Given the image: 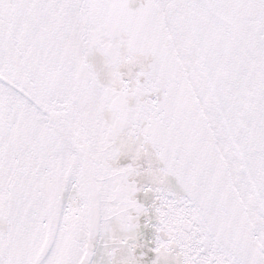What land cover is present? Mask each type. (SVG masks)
<instances>
[{"label": "snow or ice", "instance_id": "snow-or-ice-1", "mask_svg": "<svg viewBox=\"0 0 264 264\" xmlns=\"http://www.w3.org/2000/svg\"><path fill=\"white\" fill-rule=\"evenodd\" d=\"M0 264H264V0H0Z\"/></svg>", "mask_w": 264, "mask_h": 264}]
</instances>
